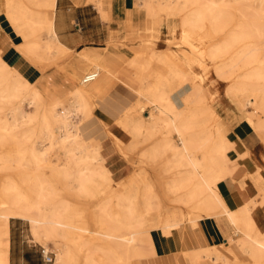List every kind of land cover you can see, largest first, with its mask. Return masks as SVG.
I'll return each instance as SVG.
<instances>
[{"label": "bare ground", "instance_id": "obj_1", "mask_svg": "<svg viewBox=\"0 0 264 264\" xmlns=\"http://www.w3.org/2000/svg\"><path fill=\"white\" fill-rule=\"evenodd\" d=\"M24 1H16V7L22 10ZM28 1L31 16L27 24L33 37L14 46L45 73L65 59L70 49L54 30L56 0H44L45 7L40 2L43 0ZM103 1L89 0L98 5L102 17L107 19ZM133 2L140 9L144 25L137 29L126 27L125 33L120 28L122 39L139 41L133 56L120 66L125 71L88 50L80 52L95 66L90 71H97L98 75L107 72L128 86L135 96L132 102L117 108L114 118L124 132L129 130L131 141L121 148L127 141L114 140L128 159L137 153L150 165L161 159L168 164L175 173L179 195L165 199L153 179L168 203L184 208L186 221L224 217L238 234L226 239V251L220 244L198 247L173 254L176 259L187 257L188 264H203L204 260L228 264L236 258L233 245L249 264H264V228L253 213L255 206L264 205V189L244 200L229 194L226 185L235 178L239 161L246 155H234L233 135L242 137L251 123L264 142V0ZM167 16L175 19L177 37L163 39L164 45H155L153 24L157 18ZM127 31L133 35L127 36ZM12 35L17 36L14 30ZM196 46L199 49L193 51ZM187 69L198 86L182 98V103H209L210 92L217 93L224 87L226 96L239 110L246 111L247 121L233 129L217 116L210 103L202 108L180 106L174 97L192 83ZM91 81L81 79L64 95L54 97L40 87L26 92L21 88V71L1 55L0 48V176L10 199L8 206L0 207V249L9 244L10 217H23L30 221L37 240L54 236L55 264H70L65 231L76 227L74 202L63 198L50 182V178L58 177L65 191L98 203L93 221L103 230L84 229L91 232L84 241V264H132L137 259L159 257L151 230L145 228L147 212L160 205L155 185L149 179L153 177L149 167L136 164L138 182L122 188L115 197H102L106 185L113 180L112 172L99 152L101 145L91 143L83 136L86 127L82 129V122L91 118L95 108L93 97L97 95L88 88ZM102 107L115 109L111 104ZM141 108L146 109L147 115L140 113ZM8 145L15 150L4 151L10 148ZM20 183L29 186L35 198L24 193ZM237 186L244 189L238 182ZM139 200L145 208L140 215L135 210ZM181 223L184 222L167 221L161 229ZM95 235L108 242L107 248L93 243ZM98 254L104 262L97 259ZM0 264H8L7 255H0Z\"/></svg>", "mask_w": 264, "mask_h": 264}, {"label": "crops", "instance_id": "obj_2", "mask_svg": "<svg viewBox=\"0 0 264 264\" xmlns=\"http://www.w3.org/2000/svg\"><path fill=\"white\" fill-rule=\"evenodd\" d=\"M24 3L25 7L28 6L30 9L29 1L25 0ZM103 9L107 12V19L102 17L97 5L93 2H87V0H56L55 2L53 18L54 30L57 38L70 49V52L65 59L67 62L70 61L73 65V69L68 71V75L73 78L81 77L82 79L83 75L93 68V64L80 55L82 50H88L94 53L100 60L107 61L112 65L120 63V66H123L133 56V49L127 47L123 48L122 45H118L117 49H110L109 51H106V53L100 50L107 46L105 45L106 42L112 40L111 32H117L114 37L120 35L118 39L121 40L123 30H120V28H124L125 33L126 27L129 29H137L141 26L140 9L136 7L133 0H105L103 3ZM123 11L129 12L133 17V21L129 22V24L127 23L124 25L123 22L117 20L118 18L120 19ZM162 28L164 30H162ZM29 33L31 34L30 30ZM152 34L155 39H175L178 34L175 19L166 17L157 18L153 24ZM126 35L130 37L132 36L128 31L126 32ZM18 41L19 39L11 34V31L6 25L3 27L0 26L1 55L11 65L17 67L29 80H35L38 78L37 85L48 95L52 97L56 95H64L72 87V81L65 77L64 74L53 65L47 68L45 73H42V70L36 64L24 57L15 48L14 45ZM62 68L63 67L61 66V69ZM123 69L124 67H120V70L125 71ZM82 72L84 73L80 76ZM195 79L192 77L193 84L191 83L187 85L186 88L177 93L180 94L182 92L180 100H182V98L196 86V84L194 85ZM88 88L98 96V105L94 109V111L99 112L97 118L109 121L108 130L111 132L110 134H107V142L102 140L95 143L101 144L100 151L104 156L105 165L112 170V173H116L119 170L125 169L127 163L123 156H121L119 147L115 144L114 138L117 137L119 140L127 141L129 136L114 122V118L118 112L117 108L120 109L129 104L135 99V96L128 86L112 78L105 71L99 73V75L89 83ZM207 99L210 105L214 107L217 116L226 120L233 129L247 121V117L244 120V117L237 113V111L241 110H239L238 107L226 96L224 87H222L217 93L211 91L207 96ZM224 99L232 102L236 107V110L226 115L224 112ZM209 103L207 102L206 105H209ZM220 103H222V105ZM106 104L113 105L115 109L111 110V108H103L102 106ZM89 119L91 118H88V120ZM229 122H234L236 125L232 126ZM94 127L95 125L89 127V129H85V133L89 134V130H93ZM102 134L106 135V132L102 131ZM232 140L235 145L233 150L234 155L241 156L245 153L246 155H244L239 161L238 168L235 172V178L227 181V191L229 194L236 197L240 196L242 199L248 200L251 196H256L264 189V142L260 139L251 123L248 124V130L247 128L244 129L242 137L235 134L233 135ZM121 159H123V161ZM162 160L163 159L151 164L149 169L156 166V164ZM162 162L164 163L166 175L170 177L171 180L168 184L167 190L163 184L158 183V185L164 198L171 200L179 195L175 186V173L169 168L164 160ZM138 181L139 177L132 169V171L124 177L110 181V183H108L110 185H106L102 197L104 199L106 197H115L122 188ZM50 182L59 191L63 189V181L58 177L50 178ZM56 182H60L62 185L58 186ZM113 182L114 184H112ZM237 182L244 188L243 190L237 186ZM2 183L3 177L0 176V207H6L9 205L10 199L9 194L3 187ZM61 196L74 202L73 222L74 226L77 227H70L65 231V242L69 247L67 260L70 264H84L86 258L84 241L90 236V233L84 229L89 231L103 230L93 221L94 208L98 203L95 201L96 203L91 205L92 201H88L87 199H82L80 197L74 198L73 196L66 197L64 194H61ZM29 197L35 198V195ZM138 202L140 203L142 210L141 212L138 210L139 203L135 207V210L137 214L140 215L145 211V208L142 200H139ZM158 202L160 203L158 209H153L150 213L147 212L145 217V227L151 230L154 249L159 257L137 259L134 260L132 264H188L185 257L176 259L173 254L198 247L219 245L222 241L218 240L224 238L223 232L227 235V237L224 238V242L231 235L227 232V227H230V225L224 217H205L198 220L186 221L173 228L161 229L167 221H183L185 211L180 205L168 203L164 199L159 200ZM253 213L259 226L264 228V205L255 206ZM11 218L14 217H10V219ZM15 218L23 219L25 221L28 220L23 217ZM10 219L9 244L7 247L0 249V255H7L8 264H22L23 262L30 264L34 259H36V264H44V260L38 252V249L33 248L29 242L24 240L20 226H14V224L11 226ZM27 222L30 224L29 226L31 228L30 221L28 220ZM30 230L32 231V229ZM31 233L33 235V232ZM33 238H35L34 235ZM35 240L38 241L36 238ZM51 240L54 243L55 249V240L53 238H51ZM92 241L94 244L104 247L102 240L97 235L93 236ZM231 248L236 255V258H233L234 260L232 263L228 264H237V261L239 260L247 262L246 257L235 246L232 245ZM54 255L53 262L55 264V251ZM97 259L100 262H104L99 254L97 255ZM203 264L214 263L206 261V263Z\"/></svg>", "mask_w": 264, "mask_h": 264}, {"label": "rangeland", "instance_id": "obj_3", "mask_svg": "<svg viewBox=\"0 0 264 264\" xmlns=\"http://www.w3.org/2000/svg\"><path fill=\"white\" fill-rule=\"evenodd\" d=\"M16 1H18V0H0V20H1L0 21V26L3 27L4 25H6V27L11 31V34H12V31L14 30V33L15 32L17 33L16 37L19 39V41L17 43H15V45H20V44L25 43V42L29 41L30 39H32V36L29 33V29L27 27V21H28L27 18L31 16V11H30L28 6L24 7L22 10H20L21 8L19 9V7H16V5H15ZM104 1H103V3H104ZM40 2H42V5H44L43 7L46 6V2L47 1L43 0V1H40ZM48 2L51 3L52 0H48ZM87 2H89V0H87ZM95 5H97V4H95ZM102 7H103V4H102ZM136 7H138V6L136 5ZM166 18H168V16ZM117 20H120L125 25V24H127L129 22H132L133 21V17H132V15L129 12L123 11L122 12V16H120V19L118 18ZM141 25H144V23L142 22ZM162 30H164V29L162 28ZM116 33L117 32H111L112 40L109 41V42H106L105 45H107V46L102 48L100 51H105L106 52V51H109L110 49H117L118 45H122L123 48L127 47V48H132L133 49L137 45V42H139V41L136 42L135 40L132 41L131 39H128V38L119 40L117 37H114V35ZM131 34L133 35V33H131ZM121 41H124V42H121ZM154 44L155 45H164L165 43L162 42V40H160V39H155ZM198 49H199L198 46L192 48L193 51H197ZM53 66H55L58 70H60L62 72V74H64L65 77L69 78L72 81V84L79 83L81 81V77L73 78L70 75H68V71H71L73 69V65H72V63L70 61L67 62L66 59L65 60L63 59V60L58 61L57 63H55ZM61 66L63 67L62 69H61ZM112 66H114V68L117 69V68L120 67V63L115 64V65L113 64ZM94 67L95 66L93 65V68L91 70H95ZM187 71L195 79V77L192 74V72L189 69H187ZM83 73L84 72H82L80 74V76ZM21 80H22L21 88L23 90H25L26 92H30L31 93L34 89L39 87L37 85L38 78H36L35 80H29L27 77H25L22 74V72H21ZM195 84H196L195 87H197L198 86V82L194 81V85ZM224 86H226V83L224 84ZM181 94H182V92L180 94L176 95L174 98H175L176 102L182 107H185V108H202V107L206 106V104H207V102H206V103H203V104L186 105V104L182 103V100H180V97L182 96ZM97 98H98V96L97 97L96 96L93 97V99L95 101V108L98 105V104H96L97 103ZM223 101H224L223 104H224V107H225L224 112H225L226 115L236 110V107L232 104V102H229L228 100H225V99ZM248 110H250V108H248ZM140 113H143V114L147 115V111L144 108L140 109ZM237 113L242 115L244 117V120L246 119L247 113H246L245 110L237 111ZM97 115H99V112L93 110L91 119H89V120L87 119L86 121L84 120L82 122V127H83L82 129H85L84 127H87L86 129H89V127L95 125L93 130H89V132H90L89 134L85 133V134H83V136L86 137L91 143H95L97 141H102V140L107 142V140H108L107 134H109L108 131H107L108 128H109V124H107V123H109V121H106V123L103 124L97 118ZM16 116L19 117V114H16ZM229 123H231L232 126L236 125V123H234V122H229ZM102 131H105L106 135H103ZM126 134L129 136V139L127 140V143L121 148H124L131 141L132 136L130 135L129 130L126 132ZM114 139L115 140H119L117 137L114 138ZM98 144H100V143H98ZM115 144L117 145L116 142H115ZM8 146H10V148L8 147L7 149H4V151L13 152L15 150L14 146H12V145H8ZM100 149H101V146H100ZM100 149H99V152L101 153ZM120 154H121V156H123V158L125 159V162L127 164H126V168L125 169L119 170L116 173H112V177H113L114 180H118V179L124 177L129 172H131L132 169H133V171H135L134 167H136L137 165L146 166V167L150 166L149 162L147 160L141 158L140 156H138L137 153L132 154L130 159H128L126 156H124L121 152H120ZM121 160L123 161V159H121ZM162 161H160L158 164H156V166H153L150 169L151 172H152V176L153 177L149 176V179L155 185V188H156V191H157V194H158V200H162L164 198L162 197V195H161V193H160V191H159L154 179L156 180L157 183L163 184L165 186L166 190L168 189V184H169V182L171 180V178L166 175V170L164 168V163ZM111 172H112V170H111ZM57 184H58V186L62 185V183H60V182H58ZM20 187L24 191V193L28 194L29 196L35 195L34 192L26 184H21L20 183ZM60 194H64L66 197L73 196L74 198H78L74 194H72L70 192H67L64 189L60 190ZM88 201H90V199ZM95 203H96L95 201H92L91 205H93ZM138 205H139L138 206L139 207L138 210H139V212H141L142 208L140 206V203ZM186 220H187V217H186V214H185V217H184L182 222H185ZM13 224H14V226L15 225H19L20 226L22 237L24 238V240L26 242H29L33 248H37L39 253H40L41 246H44L47 250H49L51 252L52 258H53L52 261H50V262L44 261V264H54L53 261H54V257H55V255H54L55 249H54V243L51 240V238H54V236H51L49 239H44L43 238L42 240L36 241L33 238V235H32L31 230H30V226H29L27 221H25L23 219L11 218L10 219V225L12 226ZM145 228L147 229V227H145ZM227 232H229L232 236L234 235L233 237H236L238 235V234L233 232V229L231 227H227ZM89 233H91V232H89ZM97 236L102 240V242L104 244V247L107 248L108 242L104 238H102L101 236H99V235H97ZM223 237L224 238L227 237V235L224 232H223ZM224 238L223 239L221 238L218 241H222L220 243V245H223V250L226 251V248L228 247V243H227L226 240L224 242ZM40 255H41V253H40ZM185 258H187V257H185ZM206 261L207 260H204L203 263H206ZM22 264H26V263L23 262ZM30 264H36V259L32 260V262H30ZM237 264H249V263H247L244 260H239V261H237Z\"/></svg>", "mask_w": 264, "mask_h": 264}, {"label": "built area", "instance_id": "obj_4", "mask_svg": "<svg viewBox=\"0 0 264 264\" xmlns=\"http://www.w3.org/2000/svg\"><path fill=\"white\" fill-rule=\"evenodd\" d=\"M97 73V71L86 72L82 77V81L87 82L93 80L98 75ZM40 253L44 261H52L53 258L51 252L47 250L44 246H41Z\"/></svg>", "mask_w": 264, "mask_h": 264}]
</instances>
